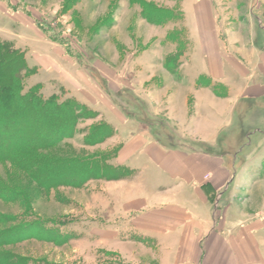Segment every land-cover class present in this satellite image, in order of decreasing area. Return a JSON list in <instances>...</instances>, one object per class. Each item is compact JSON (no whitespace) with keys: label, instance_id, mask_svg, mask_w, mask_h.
<instances>
[{"label":"crops","instance_id":"crops-1","mask_svg":"<svg viewBox=\"0 0 264 264\" xmlns=\"http://www.w3.org/2000/svg\"><path fill=\"white\" fill-rule=\"evenodd\" d=\"M4 5L0 0V10ZM190 5L188 18L184 3L190 48L172 73L182 78L171 77L156 93L142 96L166 104L167 134L172 136L168 142L161 140L168 131L160 130L158 123L130 118L108 99L133 86L129 73H135L137 88L149 86L154 77L147 75L155 72L149 51L121 68L103 59L97 68L107 94L87 71L69 64L61 47L42 38L36 51L15 44L24 50L29 66L37 67L38 76L51 72L46 80L56 76L72 96L90 104L114 127L110 140L119 145L109 161L133 171L127 178L104 180L103 219L94 218L89 232L103 231L105 241L134 264H264V206L254 202L256 193L229 190L235 162L227 159L220 143L226 132L240 137L233 131L239 126L238 115L248 120L257 107L264 109V12L260 15L252 8L260 27L255 24V30L243 34L213 17L211 1ZM14 19L23 25L21 32L10 31L14 41L38 38L25 30L31 27L27 18L17 14ZM224 87L231 89L226 95L218 91ZM224 183L227 188L216 191ZM129 234L136 238L129 239ZM131 242L136 244L135 259L129 255Z\"/></svg>","mask_w":264,"mask_h":264},{"label":"rangeland","instance_id":"rangeland-1","mask_svg":"<svg viewBox=\"0 0 264 264\" xmlns=\"http://www.w3.org/2000/svg\"><path fill=\"white\" fill-rule=\"evenodd\" d=\"M2 1L5 5L0 10V35L4 40L15 46L18 42L22 48L27 46L35 51L43 44L40 38L61 47L69 64L87 71L90 80L107 94H110L109 89L97 68L103 59L121 68L149 51L148 59L154 63L155 70L147 75L148 78L154 77L149 86L137 88L135 73H129L128 78L133 86L123 87L108 99L130 118L137 117L151 125L158 123L162 127L160 130L168 131L166 104H154L151 98L145 100L142 96L144 93L150 95L154 90L156 93L165 80L173 77L179 60L186 57L191 36L185 22L184 3L189 18L192 16L190 3L201 0ZM209 1L213 5V17L221 18L219 23L224 20L230 31L247 34L255 30V24L260 27V20L253 17L251 12L254 8L261 15L264 0ZM147 11L154 12L156 23L145 16ZM17 14L23 15L31 23V27L25 29L29 37H38L30 39L32 45L22 39L14 41L10 31L21 32L23 28L19 24L21 21L18 23L14 19ZM171 69L174 71L171 72ZM22 75V94L33 89L41 90L45 98L53 96L60 102L74 99L82 105L81 116L67 121V117L59 115L61 124L51 119L48 130L41 137L44 139L42 142L33 137L36 131L33 122L24 134L19 132L17 138H13L17 130L6 131L1 138V153L21 144L28 143L29 147L20 160L0 159V255L5 254L8 261L23 264H134L128 260V255L124 256L119 248L105 241L103 231H88L94 218L103 219V207L107 203L104 196L106 179H92L90 185V180L83 183L87 171L96 168L89 165L88 160L106 154L113 161L119 143H112L111 136L98 127L103 122L98 110L72 96V91L56 76L46 80L52 75L51 72L38 76L37 67H33L31 71H23ZM173 78H182V75ZM152 85H156L157 89H153ZM230 90L218 88L224 95ZM18 101L24 103L23 100ZM18 113L21 114L20 111ZM237 117L239 126H235L233 131H239L240 137L235 138L234 133V137L229 136L226 132L221 137L224 142H220L227 150V159L235 162L230 175L235 177V181L229 184V190L256 193L254 202L264 206V109L261 111L257 107L248 120L246 115ZM167 133L170 132H164L161 136L163 142H168L172 137ZM248 133L250 135L245 136ZM103 158L96 159V163L103 161ZM103 171L101 166L99 173ZM225 188L224 183L216 191ZM129 235V239L136 238L134 234ZM135 245L131 242L130 259L136 257Z\"/></svg>","mask_w":264,"mask_h":264},{"label":"trees","instance_id":"trees-1","mask_svg":"<svg viewBox=\"0 0 264 264\" xmlns=\"http://www.w3.org/2000/svg\"><path fill=\"white\" fill-rule=\"evenodd\" d=\"M145 10L146 8L144 9V12ZM145 16H147L148 20L151 22H157L155 21L156 15L154 12L149 13L147 11ZM10 43L11 42L6 39L4 40V38L0 35V140L1 138L3 139L6 131L10 133L12 130H17V133H15L13 137L17 138L19 136L18 133L21 132V134H24L26 129L31 127L30 123L33 122L34 128H36V131L33 133V137L38 138L39 142H42L44 139L41 137L44 131L48 130V125L50 124L51 119H54L58 122V124L61 122L59 115H62L65 118L67 117V121H70L71 119H79L81 116V103L70 98L62 102L53 96L45 98L42 95L41 90L36 91L31 89L27 93L22 94L24 88V76L22 75V72L31 71L33 68L29 66L25 53L20 48ZM173 71L174 70L171 69V72ZM18 85L19 88L17 87ZM18 100H23L24 103L22 104L20 103L21 101L19 102ZM33 103L35 106H33ZM18 111H20L21 114H19ZM56 119H58V121ZM43 126L45 128H43ZM98 127L104 129L105 133H107L106 135L108 136H112L115 133L114 127L107 122L103 121L98 125ZM7 137L11 138L10 135ZM0 147H3V143L1 141ZM28 147V143H26L21 144V146L18 147L9 148L3 153L0 152V159H9L12 161L20 160ZM103 157L102 155L99 157L95 156V160L104 159L103 161H97V163L95 160H92V158H89L88 164L95 166L96 168L89 169L87 171V178L83 181V183L98 178L118 180L133 175V171L127 167L112 164L106 154H104ZM24 161L25 158L23 163ZM101 166L104 169L102 174L99 173ZM0 264L23 263H14L13 260L8 261L5 254H2L0 255Z\"/></svg>","mask_w":264,"mask_h":264}]
</instances>
